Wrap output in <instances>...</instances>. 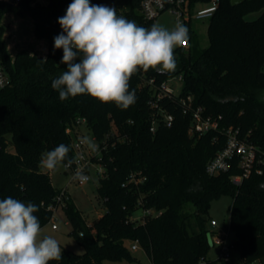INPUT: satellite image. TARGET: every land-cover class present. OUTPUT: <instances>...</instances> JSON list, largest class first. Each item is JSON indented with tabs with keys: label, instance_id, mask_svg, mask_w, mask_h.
<instances>
[{
	"label": "trees",
	"instance_id": "1",
	"mask_svg": "<svg viewBox=\"0 0 264 264\" xmlns=\"http://www.w3.org/2000/svg\"><path fill=\"white\" fill-rule=\"evenodd\" d=\"M142 1L90 0V4L114 7L118 16L150 29L155 18L144 16ZM212 1L188 0L190 12L203 3L208 5L199 9L207 8ZM71 2L0 0V18L7 7L27 12L34 19L35 34L48 41L46 55L22 49L12 56L0 24V60L10 78L0 87V200L10 196L32 202L38 206L34 215L41 227L51 221L50 206L57 204L62 189L54 187L40 160L60 144L70 149L63 162L72 160L77 119L85 118L101 149L104 172L97 191L105 210L89 226L71 198L66 200L63 206L71 233L84 246V253L63 247L62 259L49 264L134 261L129 240L138 241L152 264H219V257H209L215 231L209 227L208 214L212 201L222 194L233 197L229 227L235 238L227 264L255 260L264 264V165L261 174L253 171L239 185L231 179L241 172L237 159L227 172L210 175L208 162L225 146L226 134L221 130L190 133L191 114H183L177 94L158 102L174 116L172 125L158 119L156 130L150 129L157 116L150 102L155 87L181 75L182 94L191 95L195 106H202L206 114L221 115L223 125L239 127L242 136L264 151V0L237 5L219 0L208 18V46L196 50L189 27V46L174 49L175 71L138 69L130 78L129 92L135 90L136 102L127 110L87 94L61 101L51 87L52 80L67 70L61 63L63 50L54 49V37L62 32L58 18ZM260 9L259 17L246 19L247 13ZM45 58L47 62L40 61ZM132 172L146 179L136 184L130 180ZM139 208L157 213L134 219Z\"/></svg>",
	"mask_w": 264,
	"mask_h": 264
},
{
	"label": "clouds",
	"instance_id": "2",
	"mask_svg": "<svg viewBox=\"0 0 264 264\" xmlns=\"http://www.w3.org/2000/svg\"><path fill=\"white\" fill-rule=\"evenodd\" d=\"M58 23L62 32L54 37V49L63 50L61 63L67 65L51 83L59 99L87 94L123 110L136 102L135 90L129 92L128 83L136 71H175L174 49L189 39L182 23L172 30L156 24L149 29L118 16L114 7L90 4V0H72ZM81 143L96 149L87 137ZM69 151L64 144L56 146L42 156L40 166L56 170ZM73 162L69 159L65 167ZM74 178L81 183L88 180L79 168ZM38 210L34 203L10 196L0 200V264H49L62 259L58 241L51 236L41 238L39 218L34 215Z\"/></svg>",
	"mask_w": 264,
	"mask_h": 264
},
{
	"label": "rangeland",
	"instance_id": "3",
	"mask_svg": "<svg viewBox=\"0 0 264 264\" xmlns=\"http://www.w3.org/2000/svg\"><path fill=\"white\" fill-rule=\"evenodd\" d=\"M207 5L208 4L206 3H203L202 5L199 4L191 10V13L194 14L197 9ZM262 12L263 9L254 10L247 13L245 17L248 20H253L259 17ZM155 22L159 26L172 30L175 28L176 24L179 23V20L176 13L169 9L156 17ZM208 22V18L201 20L192 19L187 22V28L191 27V31L195 36L194 48L196 50H200L208 46ZM0 24L3 27L2 37L12 56L22 49L36 51L42 55L47 54L48 41L45 37H39L35 34V22L29 13H19L18 11L7 7L0 18ZM171 83L175 87V93L179 95L181 93L183 83L175 79L172 80ZM78 132L82 137H87L97 146V140L93 137V134L91 130H89L86 122L81 123ZM99 167L100 165L98 163L91 165V179L82 185L71 179V176L65 169V162L59 164L54 171H49L44 168V170L48 171L51 175L52 183L55 188H67L71 200L80 210L89 226H91L92 222L104 212L102 210H105L104 203L99 199L97 191L100 184V177L102 176V173L98 171ZM232 202L233 197L230 194H222L218 198H215L211 203L208 217L217 221V226L214 228H212L209 224V227L215 231L210 239L211 248L209 257L212 259H215L220 255L219 245L217 243L214 244L213 242L217 233L221 235L222 233L228 231L229 239L232 240L235 238V232L229 227L230 207ZM142 216L143 210L139 208L134 213L133 218L141 220ZM53 223L57 224V228H53ZM71 231L72 226L68 221L64 206L63 204H60L51 221L41 227V238L44 236H51L58 241L61 250L64 247L78 254L84 253V246L79 243ZM133 244H135V241H127L131 254L136 258L134 261L119 259L106 261V264H152L150 257L141 246H138L135 250L131 249Z\"/></svg>",
	"mask_w": 264,
	"mask_h": 264
},
{
	"label": "built area",
	"instance_id": "4",
	"mask_svg": "<svg viewBox=\"0 0 264 264\" xmlns=\"http://www.w3.org/2000/svg\"><path fill=\"white\" fill-rule=\"evenodd\" d=\"M8 2H17L19 0H5ZM219 0H213L211 5L207 8L197 9L194 14L190 12L188 0H143L142 1V13L146 18H156L162 11L173 10L179 23H182L187 26V22L192 19H205L209 18L216 8L218 7ZM184 47L189 46V39L185 42ZM178 80L183 83V78L181 75L169 78L166 81H163L159 86L155 87V80L153 78L149 79V83L155 87L153 96L155 99H152L151 106L156 108L157 116L152 120L151 131H155L157 128L158 119H161L165 126H171L174 121V116L171 113L163 110L159 101L164 96L171 97L175 93V87L172 85V80ZM10 81L9 75L6 72L1 60H0V87L6 86ZM178 102L182 106L183 114H191V125L189 132L192 134L202 135L208 131H218L221 130L226 134V144L219 150L216 155L208 162L207 172L210 175L219 174L227 172L233 163L234 159H237V166L240 168L241 172L237 175H232V181L239 185L245 177H248L253 171L262 173L263 169L261 165H264V151L262 148L242 136L241 129L239 127H234L232 125L225 126L222 124V116H214L212 114H206L202 106H195L193 103V97L191 95H184L181 93L178 95ZM159 117V118H158ZM86 122L85 118L77 119V129L81 123ZM84 137L79 134L75 139L72 140V148L74 151L73 163L65 167L66 171L71 176V179L77 182L78 184H85L91 179L90 176V167L94 163L100 165L98 171L103 174L104 169L102 164L99 162V156L101 155V149L96 146L95 150L90 149L86 144H82L81 140ZM95 158V159H94ZM68 161L65 162V165ZM82 170L83 174L88 177V180L85 183L74 178L77 169ZM146 179V176L139 175L136 172L130 174V180L136 184L143 182ZM70 197L67 188L62 189L61 193L56 196L57 204L51 205L53 209V216L60 204H65L66 200ZM141 204V201L138 203ZM144 214H155L157 211L152 208H143ZM53 218V217H52ZM53 228H57V224H52ZM210 226L214 228L217 226V221L215 219L210 220ZM83 235V233H81ZM232 240L229 239V232L222 233L219 235L216 234L214 238V244L217 243L220 247V258L219 264H227L229 261V248ZM139 246L138 241H135V244L131 246V249H137ZM202 264H207L205 261ZM249 264H260L259 260H255Z\"/></svg>",
	"mask_w": 264,
	"mask_h": 264
},
{
	"label": "water",
	"instance_id": "5",
	"mask_svg": "<svg viewBox=\"0 0 264 264\" xmlns=\"http://www.w3.org/2000/svg\"><path fill=\"white\" fill-rule=\"evenodd\" d=\"M244 0H231V2H232V4L233 5H237V4H240V3H242ZM263 187H264V184H263ZM102 211H104V210H102ZM210 236V235H209ZM211 239V238H210Z\"/></svg>",
	"mask_w": 264,
	"mask_h": 264
}]
</instances>
